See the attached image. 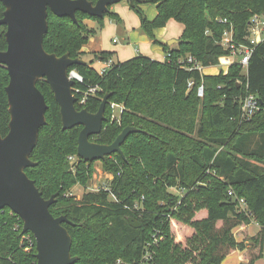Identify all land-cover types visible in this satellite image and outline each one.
<instances>
[{"label": "trees", "instance_id": "16d2710c", "mask_svg": "<svg viewBox=\"0 0 264 264\" xmlns=\"http://www.w3.org/2000/svg\"><path fill=\"white\" fill-rule=\"evenodd\" d=\"M143 1L155 6L152 20L141 13L138 3L130 8L138 14L141 30L162 47L163 61L138 54L114 63L101 75L93 61L111 59L115 52H100L91 54L90 63L69 69L83 79L76 85L80 92L96 88L85 105L75 103L78 111L96 113L104 95H111L95 143L111 144L125 127L140 131L121 146L126 161L112 154L101 162L103 170L113 174L110 191L88 192L79 200L68 196L72 187L88 183L94 162L68 161L76 155L82 127L62 130L59 106L44 80L36 86L47 105L46 125L39 129L30 154L35 166L25 173L44 199L54 196L51 215L69 221L62 225L72 240L70 254L77 258L73 264L134 263L156 232L154 264H221L236 251L243 252L240 264H255L264 253V45L253 51L246 76L235 64L225 75L206 76L182 68L181 63L191 56L203 67L217 65L228 54L218 44L227 26L218 20L231 23L240 40L251 17L264 12V0ZM3 11L0 2V19ZM105 15L119 21L110 12ZM76 19L73 23L48 11L43 38L47 53L83 60L82 48L95 33L84 20L102 18L77 12ZM171 20L182 25L173 49L153 35ZM5 32L6 27L0 26L2 51L7 47ZM190 81L193 85L188 88ZM8 83L7 70L0 66L2 137L10 119ZM200 85L202 98L197 96ZM246 95L254 96L259 109L248 120H240ZM110 103L123 107L118 121L110 119ZM171 188L184 192L179 197ZM230 190L233 196L228 195ZM238 198L245 200L250 215L238 212ZM129 218L140 227L132 228ZM251 222L260 231L249 238L246 227ZM238 237L251 246L246 249ZM35 254V240L30 232L22 234V221L8 208L1 210L0 264H36Z\"/></svg>", "mask_w": 264, "mask_h": 264}, {"label": "water", "instance_id": "95a60500", "mask_svg": "<svg viewBox=\"0 0 264 264\" xmlns=\"http://www.w3.org/2000/svg\"><path fill=\"white\" fill-rule=\"evenodd\" d=\"M127 1L130 7L143 0H0L4 7L0 26L6 27V50H0V66L9 76L5 88L8 103V132L0 135V211L8 208L22 221V234L30 232L35 240L36 264H73L76 257L70 254L72 240L62 224L69 223L65 216L53 217L49 207L54 196L46 200L30 180L25 169L35 166L30 154L36 146L39 129L46 125L47 105L36 84L44 80L50 87L59 106L62 130L81 126L77 140L78 158L85 162L104 161L118 154L126 161L121 146L132 133L140 132L125 127L108 145L92 142L90 138L101 132L105 121V108L110 94L104 95L96 113L78 111L73 94L74 81L68 71L82 59L68 54L60 57L47 53L43 38L48 31V11L57 17H69L77 23L76 13L103 18L110 7ZM177 45L178 40L167 42ZM132 228L140 227L133 218Z\"/></svg>", "mask_w": 264, "mask_h": 264}, {"label": "built area", "instance_id": "2783aa9c", "mask_svg": "<svg viewBox=\"0 0 264 264\" xmlns=\"http://www.w3.org/2000/svg\"><path fill=\"white\" fill-rule=\"evenodd\" d=\"M219 23H222L226 25V29L223 31L219 45L222 47V49L228 54L222 58H220L219 63L215 66H210V67H203L197 62H195L194 58L191 56H188L185 63H181V67L188 70V71H193L196 70L198 71L201 75H206V76H213V75H218L219 73L226 74L228 71V68L231 65H238L241 69V74L246 76L247 75V69H248V64L250 57L255 50L257 46L264 45V12L260 14H255L254 16L251 17L248 23V27L246 29L245 34L242 36V39H236L235 35V30L234 27L231 23H228L226 19H220L218 20ZM115 62L112 61V59H107L106 61H103V68L98 71L101 75L106 74L113 66ZM208 69H213L216 72L213 73H208V75L205 73ZM68 77L69 79L74 81V87H73V94L76 97L77 101L76 103L79 106H83L86 103L87 97L89 95H93L96 91V88H89L85 92H80L77 88L76 85L81 84L83 82L82 77L74 70L68 71ZM193 85V82L190 81L188 82V88H190ZM204 89L203 85H200L197 89V96L199 98L203 97ZM110 119L111 120H117L119 119L123 107L116 104V103H110ZM118 109V116L114 114V110ZM259 107L257 104L256 99L254 98L253 95H246L242 100H241V105H240V120H248L251 118L256 111H258ZM117 116V118H116ZM98 135L92 136L91 141L95 142V139ZM78 159L77 155L75 156H69L68 161L70 164L74 163ZM113 179V175L111 176V179H107L105 182H103L100 186L95 187V190H91L89 192H101V191H110V182ZM171 193H174L178 195L179 197L182 196L184 190L183 189H176V188H171L170 189ZM174 191V192H172ZM229 196H233V192L230 190L228 192ZM68 196H72L71 193L68 194ZM77 199V198H75ZM114 199V197H113ZM79 200V199H77ZM237 201V208L239 213H244L245 215H250V211L248 209V206L245 202L244 199L238 198L236 199ZM180 204V202H178ZM134 210L138 211V207L134 205L133 207ZM140 215V214H139ZM159 232H156L152 235V240L151 242L147 243L144 246V249L142 251L141 257L134 263L131 264H154L153 263V250L152 248L157 245L158 239L157 238ZM118 264H122L121 261H118Z\"/></svg>", "mask_w": 264, "mask_h": 264}, {"label": "rangeland", "instance_id": "374dc122", "mask_svg": "<svg viewBox=\"0 0 264 264\" xmlns=\"http://www.w3.org/2000/svg\"><path fill=\"white\" fill-rule=\"evenodd\" d=\"M139 10L141 13L148 19H150V16L153 17V14L155 12V6L151 3H144L138 5ZM110 13L113 15H116L119 19L118 22L112 20L113 23H111V18L108 15H105L101 21L98 20H84L85 22H90L92 27L88 26L86 23L85 25L93 30L95 33L94 35L89 39L86 45H84V51L88 52L91 50L96 49V44L100 42V49L101 52H110L108 50L112 51H118L119 54L115 56L114 54V61L121 62L126 61L129 57H131V52L129 51L127 45L125 44V34L127 33H133L136 32L140 36H146L148 41H150L151 45H157L154 44L153 41L141 30L140 27V21L139 16L136 12H134L129 4L126 1H121L120 3L113 5L110 7ZM167 32L171 34L173 39L178 40L182 34V25L175 21H169L167 25ZM159 30H154L153 35L154 39L156 41L160 40L157 39V33ZM115 39L116 42H118L117 45L112 44V40ZM160 42V41H158ZM98 46V47H99ZM134 48H140L138 44L132 45ZM100 53V52H99ZM93 53L87 54L84 57L86 58V62L90 63L93 59V56L91 55ZM113 57V56H112ZM119 60V61H118ZM97 61V60H96ZM93 61L92 67L98 71L100 69L99 64L97 65V62ZM216 72L213 69H208L205 73L208 75V73ZM119 110L115 109L114 114H118ZM118 116V115H117ZM116 116V118H117ZM195 137V135L193 136ZM113 174L110 172H106L103 170L102 164L100 161L94 162L93 165V173L91 179L88 181V183L84 186L82 185H76L71 188L70 192L74 198L81 199L83 195L88 193L89 191L95 190V187L100 186L103 182H105L107 179H111V176ZM174 192V191H172ZM231 260H228L230 262H226L229 264H233ZM255 264H264V253L262 258L256 261Z\"/></svg>", "mask_w": 264, "mask_h": 264}, {"label": "crops", "instance_id": "0c3cea01", "mask_svg": "<svg viewBox=\"0 0 264 264\" xmlns=\"http://www.w3.org/2000/svg\"><path fill=\"white\" fill-rule=\"evenodd\" d=\"M155 15H156V9H155V12L153 14V17L150 16V19L154 18ZM85 23L88 26L92 27L90 22L89 23L85 22ZM111 23H113V22L111 21ZM168 23H167V25H168ZM167 25L164 28L158 29L159 32L157 33V37H158L157 39H160V40H158V41H160V43L167 44L168 41L173 39L172 38L173 36L171 34H169V32L166 31L167 27H168ZM124 42L127 45L129 51L131 52V57H129L128 59H131V58L135 57L138 54L146 56V57H148V58H150L152 60H156V61H163L164 58H165V53H164V51H163V49H162V47L160 45H158V44L157 45H151L150 41H148L146 36H143V35L140 36L136 32L125 34ZM112 44L117 45L118 42H116L115 39H113L112 40ZM135 44H138L140 48H138V47L134 48L132 45H135ZM99 45H100V42L98 43V45L96 44L97 47H96L95 50H91V51H88V52L84 51V46H83L82 52H84L86 55L90 54V53H99V52L102 51L100 49ZM176 47H177V45H173V46H171V49L176 48ZM108 51L115 52V56H117V54H119L118 51H112V50H108ZM111 59H112V61H114V55H113V57ZM83 60L86 62V58L85 57H83ZM96 62H97V65L98 64H99V66L101 65L100 69L98 70V71H100L103 68V66H104L103 62H101L100 60H97ZM119 62H121V60ZM246 229H247V235L250 238V237L255 236L260 231V226L257 225L254 222H251L250 224L247 225ZM238 230L239 229H237L235 232H237ZM237 241L238 242L243 241V237H238ZM243 243H244L246 249L251 246V243L249 241H243ZM242 253L243 252L236 251V252L230 254L229 256L224 258V260L222 261L221 264H229V263H226V262H230L228 260H231V258H233L232 259L233 264H240L241 263Z\"/></svg>", "mask_w": 264, "mask_h": 264}]
</instances>
